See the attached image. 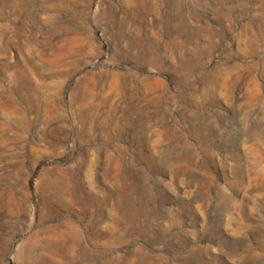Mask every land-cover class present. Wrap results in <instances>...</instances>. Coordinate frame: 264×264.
I'll return each mask as SVG.
<instances>
[{
    "label": "rangeland",
    "instance_id": "obj_1",
    "mask_svg": "<svg viewBox=\"0 0 264 264\" xmlns=\"http://www.w3.org/2000/svg\"><path fill=\"white\" fill-rule=\"evenodd\" d=\"M0 264H264V0H0Z\"/></svg>",
    "mask_w": 264,
    "mask_h": 264
}]
</instances>
